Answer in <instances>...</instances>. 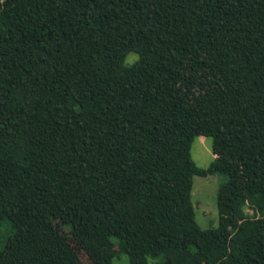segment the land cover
Masks as SVG:
<instances>
[{"label":"trees","instance_id":"obj_1","mask_svg":"<svg viewBox=\"0 0 264 264\" xmlns=\"http://www.w3.org/2000/svg\"><path fill=\"white\" fill-rule=\"evenodd\" d=\"M3 223L0 264H264V0H0Z\"/></svg>","mask_w":264,"mask_h":264},{"label":"rangeland","instance_id":"obj_2","mask_svg":"<svg viewBox=\"0 0 264 264\" xmlns=\"http://www.w3.org/2000/svg\"><path fill=\"white\" fill-rule=\"evenodd\" d=\"M136 59V54L130 53L126 58V63ZM211 138L207 136H197L191 144V158L199 167H206L211 162L213 154L211 151ZM226 175L215 172L207 176H193L191 190V202L194 207L195 220L201 228L216 226L218 224V211L216 208V192L218 186L226 180ZM250 214V210L246 209ZM63 231V230H62ZM5 232V223L2 224L0 233ZM67 233V231L65 230ZM69 241L74 245L70 236L65 234ZM80 254V253H79ZM84 264L87 260L81 255ZM114 264H128L124 254H119Z\"/></svg>","mask_w":264,"mask_h":264}]
</instances>
